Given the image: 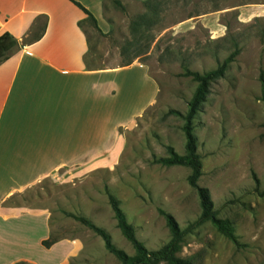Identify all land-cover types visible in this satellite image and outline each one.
Returning <instances> with one entry per match:
<instances>
[{
    "label": "rangeland",
    "instance_id": "374dc122",
    "mask_svg": "<svg viewBox=\"0 0 264 264\" xmlns=\"http://www.w3.org/2000/svg\"><path fill=\"white\" fill-rule=\"evenodd\" d=\"M103 11L104 30L87 20L81 26L89 42L87 67L107 69L132 61L156 83L145 79L143 68L121 75L124 81L131 76L142 81V103L123 108L124 84L115 98L118 115L142 111L117 129L116 141L100 153L102 160L77 172L63 168L12 198V204L46 209L51 235L78 246L67 261L64 244L31 251V256L40 264H119L99 237L66 214L88 218L117 248L133 255L116 228L106 188L120 201L148 250L170 239L160 210L182 230L193 223L200 207L187 183L190 170L154 160L167 156L166 147L184 154L183 121L168 113L184 114L196 87L181 75V63L205 73L238 50L223 76L210 82L193 132L202 163L198 186L209 190L217 216L233 224L246 247L237 249L206 222L185 235L176 256L191 264H264V108L259 84L264 72V0H103Z\"/></svg>",
    "mask_w": 264,
    "mask_h": 264
},
{
    "label": "crops",
    "instance_id": "0c3cea01",
    "mask_svg": "<svg viewBox=\"0 0 264 264\" xmlns=\"http://www.w3.org/2000/svg\"><path fill=\"white\" fill-rule=\"evenodd\" d=\"M72 1L104 30L103 0ZM37 17L46 19L44 32L24 44ZM86 18L70 0H0V35L7 32L19 43L0 64V264H40L31 251L43 249L51 234L46 209L12 204V198L63 168L92 167L116 141L117 129L142 111L120 116L115 98L126 84L123 108L142 103V81L121 75L145 68L132 63L89 69V42L79 25ZM145 79L156 83L147 73ZM62 244L67 261L78 250L76 241L59 240L48 249Z\"/></svg>",
    "mask_w": 264,
    "mask_h": 264
},
{
    "label": "trees",
    "instance_id": "16d2710c",
    "mask_svg": "<svg viewBox=\"0 0 264 264\" xmlns=\"http://www.w3.org/2000/svg\"><path fill=\"white\" fill-rule=\"evenodd\" d=\"M77 8H79L87 18L85 21H90L96 26L95 18L79 3L70 0ZM116 1V0H114ZM149 0L145 1L147 3ZM118 3V2H117ZM84 22V21H83ZM83 22H80L81 25ZM46 25V19L44 17L35 18L31 29L29 30L28 38L23 40L24 44H29L37 41L43 34ZM97 27V26H96ZM19 50V43L17 40L7 32L0 35V64L7 61L14 53ZM238 53L235 50L230 54L221 64L215 69L205 73H198L191 71L188 66L181 63L182 76L189 77L196 83V87L191 95V98L186 104V112L181 114L176 110H169L170 115L178 116L182 119L183 124L181 130L184 135V154L180 155L176 153L171 147H166L167 156L154 160L155 163L165 167H185L190 170L187 177V183L196 191V195L199 200L200 214L198 218L191 224H189L184 230L180 229L174 218L163 212L159 211L163 216L166 226L168 228L170 239L156 250H148L141 241L136 237L134 227L127 221L125 213L120 207V201L110 193L106 188L105 193L107 196L109 207L113 213L114 220L116 222V228H118L122 237L131 245L133 249V255H128L125 251L117 248L112 242L111 236L102 228L96 226L92 221L82 215L66 214L68 217L79 222L84 227L93 232L103 242L105 250L110 253L119 264H191L190 261L180 259L176 256L180 246L184 242L186 234L190 233L194 227L203 224L210 223V225L230 241L237 249H243L245 244L239 242L236 236L233 224L227 219H221L217 216L214 204L209 195V190L205 187L198 186V180L202 175V163L200 155L197 152V139L194 135V119L206 102L207 96L210 93V82L221 78L226 70L227 65L233 61V58ZM132 64V61L123 66ZM260 80V100L262 101L264 108V72L261 70L259 73ZM264 124V120H263ZM59 239L50 234L49 238L42 241V245L45 248H49ZM16 264H25L19 262Z\"/></svg>",
    "mask_w": 264,
    "mask_h": 264
}]
</instances>
